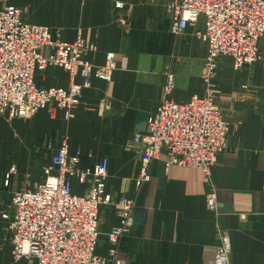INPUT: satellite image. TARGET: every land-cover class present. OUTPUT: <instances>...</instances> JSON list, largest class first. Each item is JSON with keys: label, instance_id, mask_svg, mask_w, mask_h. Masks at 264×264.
Segmentation results:
<instances>
[{"label": "crops", "instance_id": "1", "mask_svg": "<svg viewBox=\"0 0 264 264\" xmlns=\"http://www.w3.org/2000/svg\"><path fill=\"white\" fill-rule=\"evenodd\" d=\"M172 2L0 0V10L19 8L26 23L49 28L53 39L72 43L81 34L95 45L85 58L95 72L104 71L109 54L117 63L110 79L94 74L72 118L55 104L30 118L9 120L0 114V264H38L14 258L13 196L44 182L45 168L63 144L70 156L81 152V169L108 159L106 191L135 199L129 232L116 245L108 234L121 223L118 210L100 206L97 256L118 264H214L223 232L230 238L231 264H264V40L261 59L251 66L236 70L231 58H220L208 86L203 80L208 44L195 36L205 29V19L173 34ZM53 53L44 50L46 57ZM169 75L178 104L212 92L230 125L228 149L211 167V180L202 170L167 168L159 160L150 164L151 180L137 189L144 148L135 138L146 134ZM34 82L40 90L70 89V76L61 67L37 66ZM75 82L82 84L83 78ZM13 166L16 171L6 185ZM87 189L73 180L75 195ZM212 190L217 211L206 203Z\"/></svg>", "mask_w": 264, "mask_h": 264}, {"label": "built area", "instance_id": "2", "mask_svg": "<svg viewBox=\"0 0 264 264\" xmlns=\"http://www.w3.org/2000/svg\"><path fill=\"white\" fill-rule=\"evenodd\" d=\"M122 8V4L117 5ZM172 32L179 34L205 19V29L195 36L208 44L203 80L208 86L218 73L220 58H231L236 70L261 59L260 43L264 40V0H173ZM51 48L49 57L44 50ZM95 45L80 34L72 43L53 39L49 28L26 23L22 11L14 6L0 10V114L9 120L34 117L41 109L55 104L67 118L83 102V90L90 88L91 78L98 75L110 79L117 68L114 54L108 55L102 72H95L85 58ZM37 66L44 69L63 68L70 76V89L40 90L34 82ZM81 76L82 84L75 78ZM173 76H168L162 102L147 124L146 134L135 142L143 146L142 169L135 180L137 189L151 180L150 164L163 160L165 166L202 170L211 180V167L228 149L230 125L212 92L189 103L172 99ZM81 152L70 156L63 146L45 168L46 178L34 190L14 194L15 216L10 225L13 255L16 260L36 259L38 264H118L96 255L99 241V208L112 205L118 210L121 223L109 234L116 245L129 232L135 199L128 195L115 197L106 191L109 162L104 159L93 168L81 169ZM13 166L6 175L8 185ZM88 185L83 196L73 191V180ZM264 190V176H263ZM211 211L218 210V198L212 190L206 198ZM7 219V215H3ZM214 264H231L229 235L220 233Z\"/></svg>", "mask_w": 264, "mask_h": 264}]
</instances>
